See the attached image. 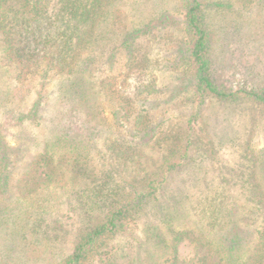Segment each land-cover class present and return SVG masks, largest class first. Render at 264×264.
<instances>
[{"label": "trees", "instance_id": "1", "mask_svg": "<svg viewBox=\"0 0 264 264\" xmlns=\"http://www.w3.org/2000/svg\"><path fill=\"white\" fill-rule=\"evenodd\" d=\"M150 1L0 0V264L50 245L66 205L81 226L54 264H264V149L243 143L236 180L198 166L216 110L264 86L219 80L226 4Z\"/></svg>", "mask_w": 264, "mask_h": 264}, {"label": "rangeland", "instance_id": "2", "mask_svg": "<svg viewBox=\"0 0 264 264\" xmlns=\"http://www.w3.org/2000/svg\"><path fill=\"white\" fill-rule=\"evenodd\" d=\"M164 1L169 3L171 0ZM220 2L226 5L218 7V4L207 12L215 34L210 55L220 62L216 64L219 80L233 89L243 85L260 88L264 86V0ZM216 111L219 114L210 121L220 128L213 138L215 152L210 156L202 155L198 160L199 174L205 180L224 176L236 180L251 169L250 160L242 156L243 143L249 141L251 152L255 154L264 149V106L252 100L235 101ZM156 164L150 166L153 168ZM68 207L64 206L56 217L53 215L47 220L48 224L42 225L46 236H55L51 239L53 242L48 245V240L38 235L35 241L26 244L24 256L20 255L12 264H54L62 253L70 252L81 221Z\"/></svg>", "mask_w": 264, "mask_h": 264}]
</instances>
